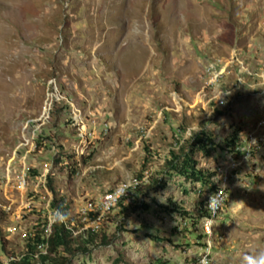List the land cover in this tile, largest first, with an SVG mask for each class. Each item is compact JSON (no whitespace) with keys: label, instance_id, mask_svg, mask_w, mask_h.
<instances>
[{"label":"rangeland","instance_id":"1","mask_svg":"<svg viewBox=\"0 0 264 264\" xmlns=\"http://www.w3.org/2000/svg\"><path fill=\"white\" fill-rule=\"evenodd\" d=\"M212 63L223 81L207 88ZM243 67L264 72V0H0L2 260L59 219L96 233L61 249L70 264H198L206 243L210 264H264V145L228 152L230 135L264 121V87H235L252 82ZM201 131L217 144L192 155L196 168L230 171L209 236L189 216L215 177L173 176ZM126 179L143 182L129 207L83 214Z\"/></svg>","mask_w":264,"mask_h":264},{"label":"built area","instance_id":"2","mask_svg":"<svg viewBox=\"0 0 264 264\" xmlns=\"http://www.w3.org/2000/svg\"><path fill=\"white\" fill-rule=\"evenodd\" d=\"M219 63H212L209 68H207V72L209 74L210 81L207 82V88H213L217 84L222 83L223 79V71L218 68ZM245 67V66H244ZM243 67V68H244ZM245 69V68H244ZM246 70V69H245ZM261 73H252L246 70V73H242L250 77L252 82H248L243 78H239L237 80L238 84L235 87H239L240 85H248L249 89L257 90L258 86L264 87V72L261 69ZM256 77V78H254ZM240 89V88H239ZM225 90V89H224ZM230 92L222 93L219 96V102L216 107L223 106L225 103V97L229 95ZM264 121L258 122L253 130L243 131L241 135H239V142L237 146V151L231 154V157H236L239 159L244 152H246V156L248 157L253 151L260 149L264 145V133H263ZM238 131H242V128L239 127ZM17 156V155H16ZM235 167V165H234ZM230 171L223 170L220 171L222 175L218 178L213 179V182L210 186V191L207 188L206 193L201 194L199 191V198L203 199L204 205H202L207 211V215L201 219L202 223V232L204 235L209 236L212 231L214 224H216L217 219L220 217L221 212L223 211L224 206L227 204L229 199V193L227 189L229 188V178L228 173ZM148 174V173H145ZM148 176L145 175L144 179ZM47 179V178H46ZM29 174H19L16 180V187L19 189H25L28 185ZM42 181V179H41ZM143 184L142 180L139 179H126L121 184L117 185L112 190H108L101 194V196L96 200V202L89 203L87 207V211L83 212L85 216L88 215V212L100 214L97 219H100L103 215L112 213L114 210L119 209L120 207H129L133 203V197L135 191L141 187ZM215 188L211 192V190ZM201 194V195H200ZM202 203V204H203ZM98 212V213H96ZM86 220V218H85ZM181 223L188 227V220H182ZM87 229V227H84ZM50 232V229H49ZM211 247L206 243L205 246L201 248V253L198 255V264H210L212 251ZM22 256V255H21ZM19 258H22V257ZM16 256H8L5 260H2V264H10L11 261L20 260Z\"/></svg>","mask_w":264,"mask_h":264},{"label":"trees","instance_id":"3","mask_svg":"<svg viewBox=\"0 0 264 264\" xmlns=\"http://www.w3.org/2000/svg\"><path fill=\"white\" fill-rule=\"evenodd\" d=\"M240 132V131H239ZM206 131H201L200 133L196 134L195 140L193 143H191V156L190 155H180V158L184 159L183 165H181L180 170H182L181 173L173 174V176L177 175L181 177L183 180L190 182V183H196V184H204L208 185L210 182L209 180L214 175H209L208 173L204 172L202 169H197V161H195L192 157L196 152H202V151H208V146L212 145L213 147L216 146L214 141L211 139L210 136L206 134ZM230 141H229V147L231 150L230 154H233L237 151V146L239 142V135H230ZM171 155V154H170ZM175 158H172L169 160L171 162L174 161ZM169 162V161H168ZM169 166L173 168L172 165H175L174 163H167ZM168 166V167H169ZM173 170H175L173 168ZM177 170V169H176ZM211 176V177H210ZM207 178V183H204V180ZM49 186L52 191L55 192V188L53 187V179L52 177L48 178ZM215 190L213 188L211 191ZM57 203L55 202V205ZM201 208L196 209V214L189 216L191 218H195L197 220L203 219L207 215V211L205 210L202 205H200ZM56 208H58V214L60 217L67 218L68 221V215L66 211V206L64 205H56ZM185 215H188L185 213ZM200 218V219H198ZM192 219V220H193ZM68 225V227H67ZM67 225H64L62 222L56 220L55 223L52 225L50 232H45V230H42L41 232H37L35 235L29 237L27 239V249L26 252L23 254L22 258L19 261H11L10 264H62L65 262V264H70L71 261L69 259H66V257H59L61 254V249L64 250V254L67 252L69 253L74 241L81 238L88 241V239L91 238L92 235L96 234L91 230L83 229L82 228L80 232L76 233V223H68ZM3 244L2 250L6 252V248ZM4 252V253H5ZM7 253V252H6ZM9 253H7L8 255ZM10 256H14L13 254H9ZM36 255H38L36 257ZM58 256V258H57ZM2 256L0 255V264H2Z\"/></svg>","mask_w":264,"mask_h":264}]
</instances>
